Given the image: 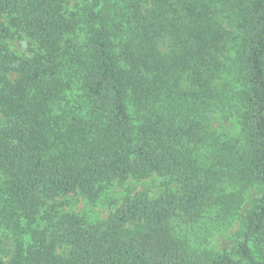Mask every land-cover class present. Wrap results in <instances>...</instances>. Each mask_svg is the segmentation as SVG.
<instances>
[{
	"label": "trees",
	"instance_id": "16d2710c",
	"mask_svg": "<svg viewBox=\"0 0 264 264\" xmlns=\"http://www.w3.org/2000/svg\"><path fill=\"white\" fill-rule=\"evenodd\" d=\"M70 1L0 0V225L113 180L179 190L134 194L98 224L64 215L0 264H264V0H93L78 16ZM16 34L32 56L9 49ZM226 108L241 144L209 131ZM221 178L251 192L233 244L192 249L175 217L240 210L242 193L215 194Z\"/></svg>",
	"mask_w": 264,
	"mask_h": 264
},
{
	"label": "rangeland",
	"instance_id": "374dc122",
	"mask_svg": "<svg viewBox=\"0 0 264 264\" xmlns=\"http://www.w3.org/2000/svg\"><path fill=\"white\" fill-rule=\"evenodd\" d=\"M92 1L71 0L67 6V11L78 16ZM147 2L149 3L150 0ZM74 38L77 39L76 41L72 39L75 42L83 40V28L82 30L78 29ZM6 43L13 53L20 56H32L37 50L35 44L23 34H16L13 39ZM9 77L13 80L15 75H9ZM209 131L212 137L218 140H230L236 144L242 142L240 127L232 108H226L225 112L218 109L211 113ZM166 188L178 191L179 185L167 176L155 174L139 179L129 177L103 184L102 191L92 202L78 193H70L53 201H48L39 213L33 215L31 219L20 211L17 222L10 230L7 231L6 227L0 225V260L10 259L15 254L18 245L25 251L28 247L38 243L41 238L50 241L51 233L57 231L59 220L64 215H75L87 225L98 224L104 221L111 210L118 207L123 199L132 197L137 193H142L149 199H153L158 197ZM237 193H242L243 197L239 212L237 209L232 215L227 216L220 212L222 206L214 203L198 217H191V219L175 217L172 221L175 235L185 240L195 250L220 252L228 249L233 244L243 216L241 213L247 207L251 192L241 191L238 184L227 178H221L216 183L215 194L231 195ZM252 195L254 196L255 193ZM68 252L69 248L66 246L56 245L55 247V254L57 255H67Z\"/></svg>",
	"mask_w": 264,
	"mask_h": 264
}]
</instances>
